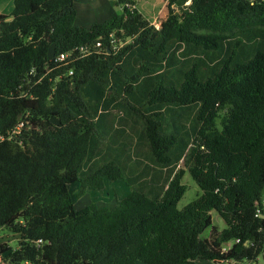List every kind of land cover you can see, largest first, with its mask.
Instances as JSON below:
<instances>
[{
    "label": "trees",
    "instance_id": "trees-1",
    "mask_svg": "<svg viewBox=\"0 0 264 264\" xmlns=\"http://www.w3.org/2000/svg\"><path fill=\"white\" fill-rule=\"evenodd\" d=\"M166 1L158 28L134 1L89 28L73 0L0 14V229L18 236L0 244L3 264L261 257L264 0ZM97 42L104 51L85 55ZM185 171L201 195L179 210ZM116 183L113 204L75 208Z\"/></svg>",
    "mask_w": 264,
    "mask_h": 264
},
{
    "label": "rangeland",
    "instance_id": "rangeland-1",
    "mask_svg": "<svg viewBox=\"0 0 264 264\" xmlns=\"http://www.w3.org/2000/svg\"><path fill=\"white\" fill-rule=\"evenodd\" d=\"M1 1V0H0ZM116 0H99L97 4H89L86 9L90 12H102L104 8H108L106 10V14H114V15H120L123 11L122 5H115L114 2ZM2 1L0 2V4ZM5 3V2H3ZM138 3V10L139 13L142 15V17L146 20H148L151 24H154L156 27L159 26L160 21L164 19L166 15V0H136V5ZM189 3V2H188ZM110 8V9H109ZM177 12V11H176ZM78 23V22H77ZM84 25V24H83ZM225 112V111H222ZM215 126L218 130H221L224 126V122L222 121V115H220L215 120ZM179 169H184L183 163L181 162L179 164ZM181 184L185 186V193L180 199V201L177 204V208L180 210L190 202L194 201L201 195V190L199 187L195 184L191 176L187 171H185ZM114 190L116 192H112L111 188L109 190H105V195L102 193V195H96V192H87L86 195H84L82 198H80L78 201L75 199V208L79 209L82 207H85L89 205L93 201V196L98 197L99 201L96 203L98 206H108L114 203V199L112 196L115 197H122V188L120 186H123L120 183L112 184L111 186H114ZM262 199L264 200V190L262 194ZM212 220H213V227H215L217 230H222L225 228V224L220 219L219 215L215 212L212 213ZM210 229L206 230L200 237L202 239H206L209 237ZM0 244H7L11 248H15L17 244V238H15L14 234L10 233L6 229L0 230ZM0 264H3L2 260L0 259ZM135 264H142L140 262H137ZM203 264H213L211 263H203ZM239 264H262L261 259H258L256 261H243Z\"/></svg>",
    "mask_w": 264,
    "mask_h": 264
},
{
    "label": "crops",
    "instance_id": "crops-1",
    "mask_svg": "<svg viewBox=\"0 0 264 264\" xmlns=\"http://www.w3.org/2000/svg\"><path fill=\"white\" fill-rule=\"evenodd\" d=\"M1 1L2 3L0 4V14L9 15L12 12L14 0H1ZM98 1L99 0H73V5L76 10V19H75L76 25L82 26L84 28H89L92 24L100 23L110 18L113 15V14H106L105 11L108 10V8H104L102 12H98V13L94 11L90 12L86 9V7L89 4H97ZM132 1L136 2V0H132ZM136 8L138 9V3L136 5ZM262 204L264 207L263 199H262ZM14 236L15 238L18 239L17 235H14Z\"/></svg>",
    "mask_w": 264,
    "mask_h": 264
},
{
    "label": "built area",
    "instance_id": "built-area-1",
    "mask_svg": "<svg viewBox=\"0 0 264 264\" xmlns=\"http://www.w3.org/2000/svg\"><path fill=\"white\" fill-rule=\"evenodd\" d=\"M131 1L132 0H129V1H127V2H125L123 5H122V8H123V10H126V11H128V12H131L133 9H134V6L131 4ZM154 25V24H153ZM155 26V25H154ZM156 27V26H155ZM159 27V26H158ZM158 27H156V28H158ZM109 39L111 40V45H112V49L114 50V51H116L119 47L117 46V42H116V39L114 38V36L113 35H110L109 36ZM122 45H123V43H120V46L122 47ZM120 47V48H121ZM108 49V48H107ZM94 50H97V52L99 51V52H101V51H104V47H103V44L101 43V42H97L96 44H95V46H94V48L92 49V50H89V51H86V53L81 49V51L83 52V53H85V55L86 54H92L93 52H94ZM109 50V49H108ZM109 52V51H108ZM68 57H69V54H67V53H61V54H59L58 56H57V62H64V61H66L67 59H68ZM32 73H34L33 71H31L30 72V74H32ZM72 74V72H69V75H71ZM24 128V123L22 122V123H19L13 130H11L10 131V133H9V135L10 136H13V135H15V134H19L20 133V131L22 130ZM4 139V137L3 136H0V140H3ZM259 216H261L262 217V215L261 214H259ZM39 244H41V241H38V245ZM259 259H261V261H262V264H264V246H263V250H262V254H261V257L259 258ZM215 264H232V263H228V262H224V263H222V262H215Z\"/></svg>",
    "mask_w": 264,
    "mask_h": 264
}]
</instances>
